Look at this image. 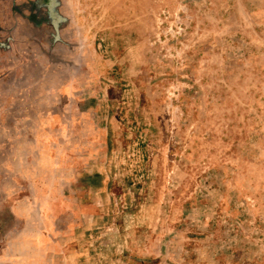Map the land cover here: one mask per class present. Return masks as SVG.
<instances>
[{
	"label": "rangeland",
	"instance_id": "rangeland-1",
	"mask_svg": "<svg viewBox=\"0 0 264 264\" xmlns=\"http://www.w3.org/2000/svg\"><path fill=\"white\" fill-rule=\"evenodd\" d=\"M0 264H264V0H0Z\"/></svg>",
	"mask_w": 264,
	"mask_h": 264
}]
</instances>
